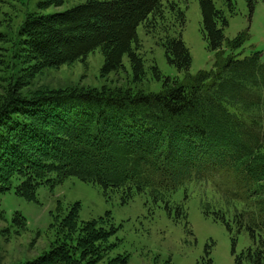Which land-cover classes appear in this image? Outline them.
Returning <instances> with one entry per match:
<instances>
[{
	"label": "trees",
	"instance_id": "1",
	"mask_svg": "<svg viewBox=\"0 0 264 264\" xmlns=\"http://www.w3.org/2000/svg\"><path fill=\"white\" fill-rule=\"evenodd\" d=\"M67 1L44 0L39 6ZM257 1L249 0L250 6ZM228 2L237 13L235 3ZM200 5L204 40L216 59L212 70L195 76L183 39L186 15L177 3L88 0L60 13L28 14L19 31L21 68L8 58L0 70V204L13 189L36 200L40 186L54 187L75 176L99 184L107 199L115 191L123 203L145 195L170 214L175 208V219L188 224L187 212L172 205V196L184 188L188 198L189 188L197 187L205 213L231 231L246 230L257 244L247 257L264 264V61L259 52L237 58L234 50L248 32L228 39L225 12L215 0ZM140 25L149 34L162 25L168 62L185 73V80L166 77L159 93L107 85L22 93L36 74L85 61L98 48L105 57L102 75L124 67L128 56L140 80L146 73ZM172 28L178 35L169 33ZM152 70L163 78L157 64ZM80 207L73 205L61 220L63 234L52 250L26 264L129 262L128 254H115L118 243L111 237L118 229L110 223L111 213L82 222ZM0 218L5 219L1 209ZM19 218L24 220L17 213Z\"/></svg>",
	"mask_w": 264,
	"mask_h": 264
},
{
	"label": "rangeland",
	"instance_id": "2",
	"mask_svg": "<svg viewBox=\"0 0 264 264\" xmlns=\"http://www.w3.org/2000/svg\"><path fill=\"white\" fill-rule=\"evenodd\" d=\"M43 1L0 0V35L3 36L0 40V60H3L0 70L5 69L3 65L8 58L10 64H16L17 70H20L22 39L19 31L28 14L60 13L88 0H68L62 6L41 8L39 4ZM232 1L237 10L235 14L228 0H215V5L228 17L229 25L225 28L228 39H234L244 31L249 34L244 43L234 50L239 54L237 58L244 59L259 52L264 61V0H258L254 8L249 0ZM170 2L177 3L186 15L183 39L192 53L190 73L195 76L202 70H212L216 55L207 49L204 40L200 0H163L166 5ZM165 33L162 25L151 34L144 25L138 28L140 53L145 60L146 71L140 80L135 79L128 56L124 58V67L102 75L105 57L98 48L85 61L45 69L36 74L22 93L74 87L101 89L105 85L159 93L166 77L185 80V73L168 62L162 44ZM169 33L176 36L178 30L172 28ZM155 64L163 75L161 80L154 76L152 67ZM2 84L0 79V92L3 91ZM17 185L19 182L15 181L14 187ZM211 188L210 185L208 193ZM185 195V189L179 188L173 194L171 203L174 207L183 206L188 214V224L182 217L175 219V208L170 214L165 205L157 207L145 195H137L128 203H123L121 194L115 191L107 199L99 184L88 183L75 176L54 187L40 186L36 200H28L13 189L1 198L0 209L5 219L0 218V264H26L50 252L62 237L61 220L77 203L81 205L79 217L82 222L107 218V213H111L110 223L118 229L111 237L113 242L118 243L115 254H128L130 259L127 264H166L168 260L173 264H252L247 251L255 249L257 244L248 232L231 231L225 223L215 220L213 214L207 215L202 206L204 194L201 195L199 188L191 187L189 197ZM17 213L24 220H17Z\"/></svg>",
	"mask_w": 264,
	"mask_h": 264
}]
</instances>
